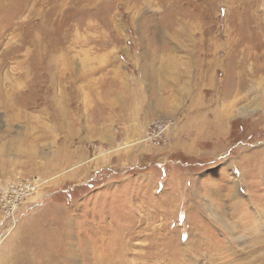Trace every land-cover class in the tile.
<instances>
[{
  "label": "rangeland",
  "instance_id": "rangeland-1",
  "mask_svg": "<svg viewBox=\"0 0 264 264\" xmlns=\"http://www.w3.org/2000/svg\"><path fill=\"white\" fill-rule=\"evenodd\" d=\"M263 223L264 0H0V264H264Z\"/></svg>",
  "mask_w": 264,
  "mask_h": 264
},
{
  "label": "bare ground",
  "instance_id": "bare-ground-1",
  "mask_svg": "<svg viewBox=\"0 0 264 264\" xmlns=\"http://www.w3.org/2000/svg\"><path fill=\"white\" fill-rule=\"evenodd\" d=\"M255 217V216H254ZM264 224V223H263ZM264 228V227H263ZM143 261V260H142ZM109 264H119V263H114V262H112V263H109ZM120 264H146V262H139V263H137L136 262V260H134V261H122V262H120ZM152 264V263H151Z\"/></svg>",
  "mask_w": 264,
  "mask_h": 264
}]
</instances>
